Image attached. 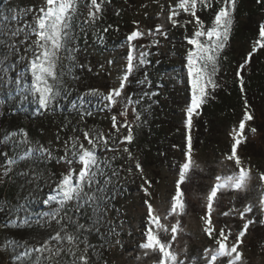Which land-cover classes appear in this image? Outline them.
Segmentation results:
<instances>
[{
    "label": "snow or ice",
    "instance_id": "1",
    "mask_svg": "<svg viewBox=\"0 0 264 264\" xmlns=\"http://www.w3.org/2000/svg\"><path fill=\"white\" fill-rule=\"evenodd\" d=\"M113 0H42L41 4L21 7L15 0H0V105L11 102L17 111L31 110L34 115L56 113L64 101L71 108L69 115H78L80 123L94 115L93 108L110 112V128L73 127V133L61 141L60 131L71 121L62 123L55 135L61 143H42L31 137L24 127L0 133V184L19 181L20 195L14 204L0 202V253L5 264H108L104 253L120 249L129 251L121 238L125 220L116 207L122 191L121 172L139 174V190L143 193L146 215L140 227L141 240L131 249L128 259L135 264L149 259L151 264H248L245 255L246 237L257 227H264V169L239 154L246 146L249 133L257 135L254 113L246 98V79L253 56L264 50V20L258 23V37L242 56L234 83L243 100L242 117L230 129L228 148L213 163L219 169L213 182L205 189L200 204V231L209 241L206 245L177 252L175 242L187 235L183 218L189 214L186 186L204 169L195 158L192 129L194 117L215 99L220 87L218 74L227 61L224 55L236 25L241 0H153L163 19L153 28L141 30L133 21L121 45L126 47L124 64L117 70V86L107 93L89 88L73 98L76 89L68 74L77 65L79 48L75 42L86 43L91 34L94 45H103L113 25L102 26L105 13ZM264 12V0H255ZM117 16L121 10H115ZM147 16L148 14L145 13ZM30 18V19H29ZM191 28V31H189ZM180 32V59L177 82L185 90L184 144L179 147L182 159L170 164L175 173L172 189L162 201V210L153 204V180L149 179L132 145L138 139L135 129L148 123L145 116L158 104L163 86L157 85L147 71L152 63V48L161 40L171 42V31ZM115 31H119L118 28ZM148 38V44L134 43ZM175 49V44L172 45ZM69 61L70 66L65 64ZM109 65L114 61H107ZM159 63V61H157ZM141 73L142 78H136ZM77 79L74 75L72 80ZM141 85L140 95L128 92L131 83ZM157 89V90H153ZM91 106V107H90ZM131 112L133 119L129 120ZM67 120V118H65ZM126 131V134L122 132ZM43 132V130H41ZM82 137V138H81ZM57 152L62 154L57 155ZM109 153L111 155H109ZM121 161L117 164L116 161ZM64 170L57 176L47 169L51 162ZM25 165V167H21ZM126 179V177H124ZM158 183V181L156 182ZM255 192L254 200L237 207L230 202L226 210L217 212V205L226 193ZM225 221L238 218L236 226L225 222L217 227L215 217ZM53 225L55 227L53 228ZM51 229L46 238L30 242L9 234V229ZM131 235V233H129ZM264 251V244H261Z\"/></svg>",
    "mask_w": 264,
    "mask_h": 264
},
{
    "label": "trees",
    "instance_id": "2",
    "mask_svg": "<svg viewBox=\"0 0 264 264\" xmlns=\"http://www.w3.org/2000/svg\"><path fill=\"white\" fill-rule=\"evenodd\" d=\"M21 7L41 4L42 0H15ZM132 2L129 0H113L112 4L108 7L102 26L108 24L113 25V29H110L106 34V41L103 45H94L92 43L91 34L87 43L83 39H78L75 44L79 48L78 54H76L77 65H84L83 68L72 67L68 74V81L76 89L73 94V98L78 93H82L89 88H97L100 91L107 93V91L113 87L112 80L109 76L110 65L107 63L108 57L113 56L112 51L116 47H122L121 45H115L112 41L113 32L116 28L121 27L125 23L133 22L132 18L135 15L133 6L130 7ZM121 10V15L117 16L115 10ZM131 15V16H130ZM264 20V12H261L260 7L255 3V0H241L239 5V11L237 13L236 25L233 30L232 37L229 45L224 52V55L228 57L227 61H224L221 65V72L218 74V83L220 87L214 93L215 99L210 101L202 109V114L198 117H194V126L192 129V137L194 143V150L207 149L209 139L214 135H217L218 129H223L221 132L228 133L232 126L238 123L240 119V109L243 107V100L238 91L236 84L234 83V74L239 65L242 62V56L246 55L251 49V44L258 37V23ZM129 32V31H128ZM156 53L152 51L150 59L152 63L147 67V71L150 73V78L154 80L157 85H162L160 89L162 95L159 97V103L153 104L150 112L145 116L148 123L144 124L141 128L135 129L143 131V137L136 143L137 149L141 152V155L146 154L151 156L154 154L166 155L169 150H176L173 145H178L177 141H169V145L166 141L156 138L157 130L161 129L166 124H162L163 117L167 118V114L172 112L170 108L173 106V100L181 92L179 90L180 83L177 82L176 75L170 71L169 67L161 65L156 58ZM115 56V55H114ZM69 61H65L66 65L70 66ZM245 75L247 87L246 98L251 110L254 113V123L250 126L257 127V132L264 138V50L257 52L250 63L248 69L243 73ZM77 79L72 80V76ZM136 78H142L141 73L136 74ZM142 86L136 83H131L128 92L134 96L140 95V88ZM157 90V89H153ZM2 95V94H0ZM63 107L56 113H48L46 115H34L30 108L27 111H17L9 102L5 105H0V133L6 129H16L19 127L26 128L31 137L39 139L42 143L47 144L48 141L53 142L54 148H60L61 143L55 140V135L59 131L62 123L71 121V125L60 131L61 141L67 139L72 135H79V132L73 133V127L79 125V128L83 129H100L105 132L110 128V112L98 111L92 109L94 115L85 117V122L80 123V118L74 113L69 115L71 108L68 106L67 101L62 102ZM91 107V106H90ZM67 118V120L65 119ZM129 120H132V115H129ZM43 130V132H41ZM122 132L126 134V131L122 129ZM162 135V139H163ZM173 142V143H172ZM257 140L248 135V142L246 146L239 149L248 153L250 158H260L262 156L261 150L256 148ZM58 153V152H57ZM243 157H245L243 155ZM2 163V161H0ZM119 164V161L118 163ZM23 168V165H21ZM43 168V167H42ZM48 172L56 173L57 176L61 172V166L55 164V161L51 162L47 169ZM15 181H10L5 184H0V202L8 201L12 204L14 192L16 187ZM187 197V195H186ZM249 197L240 193V207L246 203ZM227 208H223L226 210ZM220 225L225 222L232 224L236 223L233 227L239 226L242 222L238 218H232L225 221V218L220 216ZM218 218V219H219ZM3 219V214L0 213V220ZM9 234L19 237V233L24 234L25 238L34 241L33 236L46 232L44 229H21L19 231L15 229H9ZM19 239V238H18ZM32 239V240H31ZM206 244V243H205ZM208 244V243H207ZM261 244H264V227L254 228L250 234L246 237L245 247L254 253H259L264 256V251L261 249ZM193 248H196L195 246ZM3 258L0 256V264H5L6 257L2 253Z\"/></svg>",
    "mask_w": 264,
    "mask_h": 264
},
{
    "label": "rangeland",
    "instance_id": "3",
    "mask_svg": "<svg viewBox=\"0 0 264 264\" xmlns=\"http://www.w3.org/2000/svg\"><path fill=\"white\" fill-rule=\"evenodd\" d=\"M132 2L131 6H133V10L135 12L132 20L139 21V25L141 30H147L149 28H153L157 23H164L163 19H159L155 16V13L159 11L157 4L153 2V0H129ZM161 3L164 0H160ZM145 13L148 15L146 16ZM131 16V15H130ZM30 19V18H29ZM131 21V20H130ZM125 23L121 27H119V31H114L112 36V41L115 45H122L126 35L132 31L135 27L133 22ZM129 31V32H128ZM182 30H172L170 35L172 37L171 42L167 40H161V44L159 48H152L151 51L157 52L156 58L159 60L161 65H165L169 67L170 71L176 75L177 71L180 69L182 64V60L180 59V53L182 52L181 48V37L180 32ZM191 31V28H189ZM139 47L140 44H148L149 39L144 38L139 41L134 42ZM175 44V49H173L172 45ZM113 56H109L108 60L114 61L113 64L110 65V78L112 80L113 87L117 86L118 80V69L124 64V57L126 56V47H116ZM178 79V78H177ZM179 90L181 91L173 100V106L170 108L172 112L167 114V118L163 117L162 124H166L161 129L157 130L155 139L158 141L163 140L169 145V141H177L178 146H183L184 144V134L185 128L183 124L184 116L182 109L185 107V90L183 85H180ZM242 109H240V118L242 117ZM129 115H132L131 112ZM223 129H218L216 132L217 135H214L209 139V144L207 149H198L195 150V158L201 164V167L204 169L202 173H198L195 175L193 181L186 186V195L187 200L189 201V214L183 218V224L185 227V231L187 235H182L174 244V248L177 252H183L185 245L187 244L190 248L194 246L206 245L209 243L207 239L203 236L200 231V221L199 215L200 213V204L201 197L205 194V189L208 185L213 182V177L216 172L219 170L216 165L213 163L214 161L219 159V154L225 151L228 148L229 144V136L228 133L221 132ZM136 135L138 139L135 142H139V140L143 137V131L137 130ZM162 135L163 139H162ZM253 139L257 140L256 148L261 150L262 156L260 158H251V161L257 166L264 169V138H262L261 134L257 132V135L252 136ZM82 138V137H81ZM132 145V150L134 156H136L144 169L146 176L153 180V188L150 189L153 192V204L158 209L162 210V201L167 196L168 192L172 189V181L175 178L174 171L170 168V164L174 161H179L182 159L181 152L179 147L176 150H169L166 155L157 154L147 156L146 154L141 155V152L137 149L136 143ZM173 143V142H172ZM59 149V148H58ZM57 155L62 154V152L56 153ZM239 154L243 157L245 156V160L250 158L248 153L243 149L239 151ZM109 155H111L109 153ZM119 161V160H118ZM116 161V163H118ZM121 163V161H119ZM25 167V165H23ZM44 172L45 177L48 175V171L44 168L40 169ZM64 168L61 166V172ZM121 184L123 185L122 191H120L119 196L117 197L116 207L120 209L121 219L125 220L124 231L121 234V238L125 244V247L129 250L124 253L123 256L120 255V249H113L110 252L104 253V259L108 261V264H135L134 261H130L128 257L130 255H134L131 249L135 246V244L141 240L140 235V227L142 226V221L144 216L146 215V208L143 206V193L139 190V184L142 182L139 174L133 168V174L129 175L126 171L121 172ZM126 177V179H124ZM158 181V183H156ZM17 184L15 189L13 190V201L15 202L17 197L20 195L19 191V181H15ZM244 194V193H243ZM245 196L249 197L247 201L254 200L255 192L250 191ZM235 202L237 207H240V194L235 193H226L217 205V212L222 211L223 208H227L230 206V202ZM220 216L217 215L216 225L220 227ZM219 218V219H218ZM233 220V219H232ZM235 222L231 225L235 226ZM55 225H53V228ZM236 229H234L235 231ZM47 231H51V229H47ZM46 232L42 234H38L33 236L35 240H43L46 238ZM131 233V235H129ZM19 239H26L24 234L19 233ZM32 240V239H31ZM30 241V240H29ZM32 242V241H31ZM206 243V244H205ZM245 255L248 260V264H264V256L259 253L250 252L245 247ZM1 258H3L2 253H0ZM142 264H151V260L146 259L142 261Z\"/></svg>",
    "mask_w": 264,
    "mask_h": 264
}]
</instances>
